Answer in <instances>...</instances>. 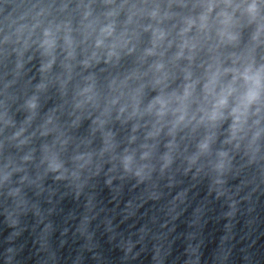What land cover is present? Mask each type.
Listing matches in <instances>:
<instances>
[{"label":"clouds","instance_id":"clouds-1","mask_svg":"<svg viewBox=\"0 0 264 264\" xmlns=\"http://www.w3.org/2000/svg\"><path fill=\"white\" fill-rule=\"evenodd\" d=\"M253 7H254V6H253ZM220 103H221V104L225 103V100L222 99V100L220 101ZM203 147H206V145H203Z\"/></svg>","mask_w":264,"mask_h":264}]
</instances>
